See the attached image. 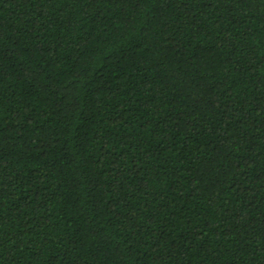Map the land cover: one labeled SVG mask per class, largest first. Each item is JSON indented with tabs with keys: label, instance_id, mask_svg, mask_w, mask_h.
<instances>
[{
	"label": "trees",
	"instance_id": "trees-1",
	"mask_svg": "<svg viewBox=\"0 0 264 264\" xmlns=\"http://www.w3.org/2000/svg\"><path fill=\"white\" fill-rule=\"evenodd\" d=\"M0 264H264V0H0Z\"/></svg>",
	"mask_w": 264,
	"mask_h": 264
}]
</instances>
